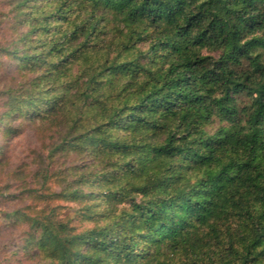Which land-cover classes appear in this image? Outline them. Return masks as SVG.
Here are the masks:
<instances>
[{
    "label": "trees",
    "instance_id": "16d2710c",
    "mask_svg": "<svg viewBox=\"0 0 264 264\" xmlns=\"http://www.w3.org/2000/svg\"><path fill=\"white\" fill-rule=\"evenodd\" d=\"M10 4L0 130L38 123L76 170L41 196L95 216L30 217L37 264H264V0Z\"/></svg>",
    "mask_w": 264,
    "mask_h": 264
},
{
    "label": "rangeland",
    "instance_id": "374dc122",
    "mask_svg": "<svg viewBox=\"0 0 264 264\" xmlns=\"http://www.w3.org/2000/svg\"><path fill=\"white\" fill-rule=\"evenodd\" d=\"M11 7L10 0H0V44H7L12 39H18L20 31L24 29L19 25L16 27L10 18L5 16L6 11H9ZM259 52L264 61V49H260ZM212 54L215 53L212 52ZM14 65V62L6 59L5 54L0 57V91L20 84L17 80H21L22 77L18 75H15L16 79L12 77L15 70ZM2 97L0 92V105L3 101ZM248 100L249 97L244 94L238 98V102L246 103ZM221 123L225 124L216 118L209 128L215 130ZM11 127L13 133L5 137L0 130V191L4 192L5 189L9 191V197L6 199L2 200L0 196V264H37L39 257L35 256L34 243L29 237L31 234L30 217L38 216L41 213L40 210L46 208L52 214H57L58 218L68 221L71 226L80 230L92 226L95 222V218L92 217L95 216L85 213L83 207L85 201L41 196L40 193L59 190L58 182L65 179L69 173L71 174L68 178L73 177L72 174L76 170L75 168L68 170L67 165L75 159L70 163L69 159L66 164H64L65 158L63 157L59 161L51 160L47 147L52 139L42 138L38 123L14 119ZM46 133V135L52 134L51 131ZM77 163L83 164L79 160ZM82 168L81 166L80 170ZM46 170L50 176L46 185H42L43 173ZM30 187L37 188L38 192L29 194ZM89 203H97L92 211L107 208V204L99 201V198L92 199ZM126 206L122 204L119 207ZM8 212H10L9 215ZM27 238L31 241V245L24 248L23 245L26 244ZM178 255L183 256V254Z\"/></svg>",
    "mask_w": 264,
    "mask_h": 264
}]
</instances>
